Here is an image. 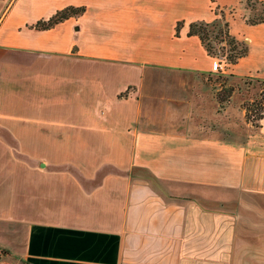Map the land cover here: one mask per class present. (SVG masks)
<instances>
[{"label": "crops", "instance_id": "1", "mask_svg": "<svg viewBox=\"0 0 264 264\" xmlns=\"http://www.w3.org/2000/svg\"><path fill=\"white\" fill-rule=\"evenodd\" d=\"M101 3L0 0V264H264V119L252 129L206 84L264 77V22L230 18L248 52L229 65L187 34L208 9L147 73L71 42L72 18L35 27Z\"/></svg>", "mask_w": 264, "mask_h": 264}, {"label": "rangeland", "instance_id": "2", "mask_svg": "<svg viewBox=\"0 0 264 264\" xmlns=\"http://www.w3.org/2000/svg\"><path fill=\"white\" fill-rule=\"evenodd\" d=\"M102 2L96 7L97 9H90L85 14L84 9L81 14L69 17L74 19L73 22H69L72 30L70 41L81 45L84 50H93L95 47L96 52L107 55L120 51L125 53L128 50L127 55L136 58L133 63L135 69L146 73L160 69L151 61L153 60L152 51L156 50L155 44L168 39L175 33V28L177 31L178 27L188 19L203 17L208 13V9L213 10L217 17L222 15L228 22L230 18L235 17L244 20L246 17L248 19L264 18V5L258 0H249L248 3L243 1L240 6L233 8L221 7L214 0H102ZM244 7L249 10L247 12L235 10L244 9ZM83 14L84 18L80 19L82 22H79ZM76 50V47H73L72 52ZM248 77L260 76L248 73L226 78L220 76L216 70L206 75V84L214 91L220 106H230L232 111L237 112L241 110L243 103L259 98L261 94V87ZM117 82L120 83V79H117ZM229 88H233L230 95L227 94ZM233 119L231 116L230 120ZM236 124L240 128L243 125L240 120L236 121ZM249 124L252 129L256 127L254 124ZM5 160L6 165L12 164L10 159Z\"/></svg>", "mask_w": 264, "mask_h": 264}, {"label": "trees", "instance_id": "3", "mask_svg": "<svg viewBox=\"0 0 264 264\" xmlns=\"http://www.w3.org/2000/svg\"><path fill=\"white\" fill-rule=\"evenodd\" d=\"M246 3L249 0H245ZM245 3V4H246ZM264 5V3H261ZM83 6H67L60 10H57L53 15L47 19H39L35 23V27L38 29H47L53 27L57 23L73 16L79 15L83 12ZM251 10V9H250ZM247 18V17H246ZM249 24H256L264 22L263 17H255L254 19H246ZM188 35H197L202 46L206 52L220 60H223L229 65L237 63V61L245 56L248 52V46L244 40L237 39L231 34L229 29V22L222 15L215 17L211 21L194 20L189 23ZM178 30V29H177ZM218 73L220 76L226 78L234 77L233 73H223L219 68ZM259 87H261V94L259 98H255L252 101L243 103L242 109L244 110L245 120L255 126H258L261 119H264V78L255 77L251 78ZM233 88L228 89V95L231 94ZM10 254L8 250L0 248V256Z\"/></svg>", "mask_w": 264, "mask_h": 264}]
</instances>
